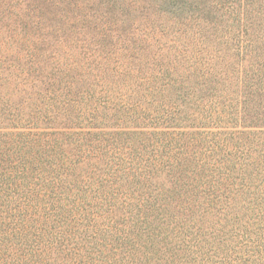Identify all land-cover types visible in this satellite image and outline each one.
<instances>
[{
  "label": "trees",
  "instance_id": "16d2710c",
  "mask_svg": "<svg viewBox=\"0 0 264 264\" xmlns=\"http://www.w3.org/2000/svg\"><path fill=\"white\" fill-rule=\"evenodd\" d=\"M69 2L7 0L0 264H264V0Z\"/></svg>",
  "mask_w": 264,
  "mask_h": 264
},
{
  "label": "rangeland",
  "instance_id": "374dc122",
  "mask_svg": "<svg viewBox=\"0 0 264 264\" xmlns=\"http://www.w3.org/2000/svg\"><path fill=\"white\" fill-rule=\"evenodd\" d=\"M41 2L43 0H40ZM51 1V0H48ZM69 0H67L68 2ZM43 3H46V1H44ZM71 5L74 4V0H70L69 2ZM63 4V3H62ZM59 5L60 7L58 9L54 10H48V8H45L43 6H41V4H37V3H28L25 6V9L28 10L27 12L24 11V9H19L14 3H11L10 5H12L11 10H14L16 12H19L22 17L30 12V18L26 23H27V27L25 28L26 33L22 34L21 38L19 36H14L13 40L14 41L17 39H20V43L26 48V44H29L27 42H29L31 36V40H35L36 38H41L45 41L47 46H50V48H53L55 46L56 43L60 42V41H70L73 38L76 37V34L69 32L67 29L63 30L60 29V25H65L66 23V17L65 15L70 12L71 10H73L68 4L64 3L63 5ZM150 4V0H148V5ZM29 8V9H28ZM34 10V11H32ZM117 10L115 9V11L111 12V10L109 9V13H106L107 18L110 22L109 24H113L112 22L118 23V18L119 15H117ZM85 16H91V11L88 10ZM152 16H150L148 13L146 12H139L137 14H129L128 15V20L124 23V27L125 28H129V27H134L133 26V20H135V24L139 23L140 21V25L142 27L148 25L151 26V19ZM15 18V14H12V20H9L7 18V0H3L0 2V43L5 42V45L7 46V40L9 39L10 33L9 28L11 26V24H16L17 26H19V22L18 21H14ZM25 18V16H24ZM61 19V20H60ZM104 19V20H105ZM150 21V22H149ZM160 21L155 20V23H158ZM25 23V24H26ZM22 25H24V22L22 23ZM97 25H99L97 23ZM147 26V27H148ZM53 30H51V28ZM115 27V26H114ZM11 31V30H10ZM95 29L94 27H92L89 30V34L94 35L95 33ZM28 32H30L31 35H28ZM111 34H115V32H111ZM68 39V40H67ZM7 64V63H6Z\"/></svg>",
  "mask_w": 264,
  "mask_h": 264
}]
</instances>
